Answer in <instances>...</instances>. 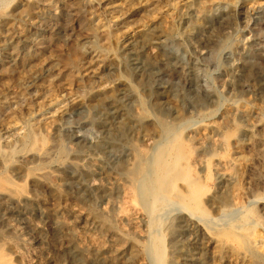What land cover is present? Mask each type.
I'll return each instance as SVG.
<instances>
[{
	"label": "rangeland",
	"instance_id": "374dc122",
	"mask_svg": "<svg viewBox=\"0 0 264 264\" xmlns=\"http://www.w3.org/2000/svg\"><path fill=\"white\" fill-rule=\"evenodd\" d=\"M0 176V264H264V0H0Z\"/></svg>",
	"mask_w": 264,
	"mask_h": 264
},
{
	"label": "bare ground",
	"instance_id": "6f19581e",
	"mask_svg": "<svg viewBox=\"0 0 264 264\" xmlns=\"http://www.w3.org/2000/svg\"><path fill=\"white\" fill-rule=\"evenodd\" d=\"M141 42H142V40H141ZM176 136H175V138H176ZM180 136H181V134H180ZM179 138L180 137H178L177 140H174V141L170 142L168 145H166L164 148H162L159 151L157 158L155 160H153L154 163L152 165V170L150 169L151 171H153V174L150 173L153 176L151 177V179H147V180H150L149 181L150 183L148 182L150 186H148L146 188V190H147L148 193H150V191L154 190V192L157 194V196L155 198L156 200H157V198H159L160 196H163V195H164L165 199L168 198V197H169L168 199H170L171 197L174 198L173 195L176 196L177 198H179L181 201L186 199V202H188V204L190 205V208L191 207L192 208H197L198 210H200L199 212H201L203 210V207L201 206L200 197H201V192H202V188L203 187L201 188V186H199L197 181L188 180L189 179V173H190V171H191V169L193 167L192 163H193L194 159H196L201 154V152H200V150H198L197 147L191 146L190 144H188V142L186 143V139L185 138H180V139ZM142 158H144V157H142ZM143 168H144V162H143V159H141L138 162L136 161V163L133 165V167L127 169V171H128V174L132 175L134 178L137 177V179H136V181H137L138 178L141 177L139 175L143 172ZM11 180L12 179L9 178V177L0 178V189L4 188L6 186H10V184L13 182ZM178 180H185V181L187 180L188 181L187 182V186H188L187 188H188L189 196L187 195V197H186L183 193H181V191H179L180 188L179 189L177 188L178 190L176 189V183H177ZM131 182H133V181H131ZM137 187L139 189L140 185L136 186V188ZM134 189L135 188H133V187H130V188L126 189V202L130 203V202H135L136 201V197H137L136 193H135L136 189L135 190ZM4 190H5V188H4ZM16 190H18V193H19V191L20 192L23 191V188L21 187V188H18ZM11 191L14 192L13 190H11ZM154 192H153V195L155 194ZM171 192H173L174 194L171 195V197H170L169 193L171 194ZM1 193H3V192H1ZM10 194H12V193H9V196H11ZM151 196H152V194H151ZM166 196H168V197H166ZM137 198H140V197H137ZM137 200H139V199H137ZM160 201H162V200L160 199ZM156 202H158V201H156ZM185 205H187V203ZM184 206H182V207H184ZM188 208H189V206H188ZM191 210L193 211V209H191ZM159 257L160 256H158V258ZM161 259H162V257H161Z\"/></svg>",
	"mask_w": 264,
	"mask_h": 264
}]
</instances>
